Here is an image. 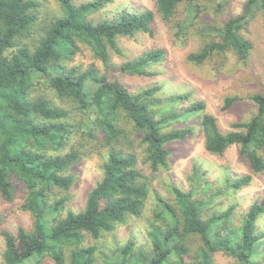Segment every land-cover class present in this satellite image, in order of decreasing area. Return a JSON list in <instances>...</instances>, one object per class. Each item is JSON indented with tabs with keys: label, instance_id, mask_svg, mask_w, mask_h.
I'll return each mask as SVG.
<instances>
[{
	"label": "trees",
	"instance_id": "trees-1",
	"mask_svg": "<svg viewBox=\"0 0 264 264\" xmlns=\"http://www.w3.org/2000/svg\"><path fill=\"white\" fill-rule=\"evenodd\" d=\"M113 1L57 0L61 14L41 20L34 0H0V198L13 201L22 185L20 208L31 217L29 229L0 228V264H42L45 256L55 264H216L218 252L233 264H264V231L256 228L264 196L237 225L233 205L207 212L226 192L248 185L249 173L216 188L194 166L188 191L169 186L173 202L154 193L141 246L135 236L124 243L116 237L119 226H129L146 208L149 176L169 168L166 144L193 133L188 125L174 127L190 117L199 118L207 152L222 155L235 144L253 174L262 172L264 93L249 97L257 110L248 120L231 122L223 132L205 102H189L188 93L162 95L160 85L130 92L118 78L109 80L95 68L79 72L63 63L85 44L108 66V49L120 53L116 38L153 35L157 16L177 45L194 43L185 57L190 64L200 66L228 54L246 63L251 43L242 30L257 14L264 19V0H246L239 14L222 22L204 17L219 15L230 0H155L153 9L122 8L92 19ZM164 57L162 48L149 50L124 61L120 70L154 76L150 67ZM238 100L225 96L220 110ZM91 157H97L102 175L81 208L71 209L67 192L76 175L70 168ZM196 238L193 249L190 240Z\"/></svg>",
	"mask_w": 264,
	"mask_h": 264
},
{
	"label": "rangeland",
	"instance_id": "rangeland-1",
	"mask_svg": "<svg viewBox=\"0 0 264 264\" xmlns=\"http://www.w3.org/2000/svg\"><path fill=\"white\" fill-rule=\"evenodd\" d=\"M37 2L36 13L39 18H50L61 14L57 0H34ZM88 0H73L75 4ZM246 0H230L223 12L217 16L205 15L207 21L222 22L228 17L239 14L242 11ZM155 0H114L105 5L101 10L92 14V19L96 20L106 13L126 9H153ZM214 2L211 3V7ZM243 36L251 43L250 55L246 63H242L237 58L228 54L226 57H219L195 66L186 61V55L195 49L194 43L186 46L177 45L172 36L169 26L158 16L153 23V35L137 33L133 37L119 36L116 44L120 53L108 49L110 61L105 66L98 59L89 46L79 45V50L71 60L64 61L67 67H75L79 72H84L89 68H95L98 75L109 80L118 78L119 81L130 91L137 92L153 85H160L162 95L174 93H188L191 97L189 102L202 100L206 104V111L212 113L217 120L221 131L231 129V122L248 120L257 110V105L249 99L254 93H264V19L257 14L254 19L244 26ZM162 48L165 50L164 59L150 67L155 71L154 76H135L123 74L120 66L124 61L132 60L140 56L143 52ZM122 73V74H121ZM38 94L43 93L38 89ZM45 94V93H43ZM52 97L51 94H48ZM225 96H238L240 100L235 102L225 111L220 110V106ZM187 104V102H183ZM190 126L193 133L183 140L169 142L166 147L170 149L169 168L161 170L158 175L149 176L150 194L146 208L141 217L131 218L129 226H119L116 229V237L124 243L129 236H135L137 246H141L146 239L145 230L152 217L154 207V193L159 194L164 199L173 202V195L169 189L171 184L176 185L183 191L190 189L189 178L192 175L194 166L198 167L208 180L211 186L220 188L226 179H234L244 174H252L248 185L236 191L226 192L220 197L219 203L214 207H209V213L213 209L224 211L228 206L235 207L233 224H239L240 219L245 214L248 207L264 196V170L253 174L249 169L246 159L239 155L238 146H229L222 155H214L204 148V138L200 127L199 118L190 117L185 123L176 126ZM140 153V149L137 150ZM264 158V149L261 151ZM142 161V158L141 160ZM147 168L146 165H142ZM76 175V181L67 192L70 199L67 207L78 210L85 201L88 191L101 177L102 170L99 167L97 157L85 158L70 168ZM24 199L22 185L17 186L14 199L5 202L0 198V228L4 227L11 232H15L19 226L30 228L31 217L28 212L20 207ZM258 231H264V214L256 220ZM193 249L198 246L199 240H190ZM3 241L0 235V261ZM261 256V255H259ZM213 261L216 264H233L234 260L222 253H215ZM42 264H55L51 258L45 256Z\"/></svg>",
	"mask_w": 264,
	"mask_h": 264
}]
</instances>
